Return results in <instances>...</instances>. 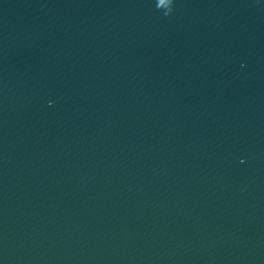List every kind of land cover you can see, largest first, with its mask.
Wrapping results in <instances>:
<instances>
[{"label":"water","instance_id":"95a60500","mask_svg":"<svg viewBox=\"0 0 264 264\" xmlns=\"http://www.w3.org/2000/svg\"><path fill=\"white\" fill-rule=\"evenodd\" d=\"M0 264H264V0H0Z\"/></svg>","mask_w":264,"mask_h":264}]
</instances>
